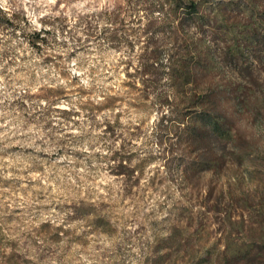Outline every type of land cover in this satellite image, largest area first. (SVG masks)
I'll use <instances>...</instances> for the list:
<instances>
[{
    "label": "clouds",
    "instance_id": "obj_1",
    "mask_svg": "<svg viewBox=\"0 0 264 264\" xmlns=\"http://www.w3.org/2000/svg\"><path fill=\"white\" fill-rule=\"evenodd\" d=\"M0 264H264V0H0Z\"/></svg>",
    "mask_w": 264,
    "mask_h": 264
}]
</instances>
